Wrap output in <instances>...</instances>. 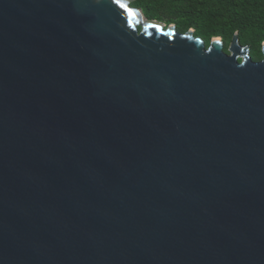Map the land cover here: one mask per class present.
<instances>
[{
  "label": "water",
  "instance_id": "95a60500",
  "mask_svg": "<svg viewBox=\"0 0 264 264\" xmlns=\"http://www.w3.org/2000/svg\"><path fill=\"white\" fill-rule=\"evenodd\" d=\"M133 0H0V264H264V43Z\"/></svg>",
  "mask_w": 264,
  "mask_h": 264
},
{
  "label": "trees",
  "instance_id": "16d2710c",
  "mask_svg": "<svg viewBox=\"0 0 264 264\" xmlns=\"http://www.w3.org/2000/svg\"><path fill=\"white\" fill-rule=\"evenodd\" d=\"M131 5L150 19L174 24L178 31L192 28L205 45L219 36L225 52L236 34L253 60L262 58L264 0H133Z\"/></svg>",
  "mask_w": 264,
  "mask_h": 264
},
{
  "label": "snow or ice",
  "instance_id": "6c2138e0",
  "mask_svg": "<svg viewBox=\"0 0 264 264\" xmlns=\"http://www.w3.org/2000/svg\"><path fill=\"white\" fill-rule=\"evenodd\" d=\"M115 2H116V3H119V2H120V0H115Z\"/></svg>",
  "mask_w": 264,
  "mask_h": 264
}]
</instances>
